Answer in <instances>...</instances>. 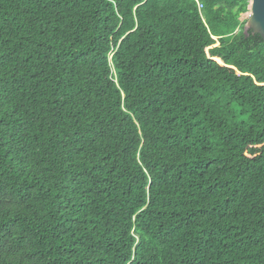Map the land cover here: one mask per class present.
I'll list each match as a JSON object with an SVG mask.
<instances>
[{
  "label": "trees",
  "instance_id": "1",
  "mask_svg": "<svg viewBox=\"0 0 264 264\" xmlns=\"http://www.w3.org/2000/svg\"><path fill=\"white\" fill-rule=\"evenodd\" d=\"M249 5L0 0V264H264Z\"/></svg>",
  "mask_w": 264,
  "mask_h": 264
},
{
  "label": "water",
  "instance_id": "2",
  "mask_svg": "<svg viewBox=\"0 0 264 264\" xmlns=\"http://www.w3.org/2000/svg\"><path fill=\"white\" fill-rule=\"evenodd\" d=\"M249 28L264 37V0H250L245 31Z\"/></svg>",
  "mask_w": 264,
  "mask_h": 264
},
{
  "label": "rangeland",
  "instance_id": "3",
  "mask_svg": "<svg viewBox=\"0 0 264 264\" xmlns=\"http://www.w3.org/2000/svg\"><path fill=\"white\" fill-rule=\"evenodd\" d=\"M249 16V11L242 15L241 19H247Z\"/></svg>",
  "mask_w": 264,
  "mask_h": 264
},
{
  "label": "built area",
  "instance_id": "4",
  "mask_svg": "<svg viewBox=\"0 0 264 264\" xmlns=\"http://www.w3.org/2000/svg\"><path fill=\"white\" fill-rule=\"evenodd\" d=\"M198 4H199V7H200V8H202V7H203V5H202V3H201V2H199V1H198Z\"/></svg>",
  "mask_w": 264,
  "mask_h": 264
}]
</instances>
